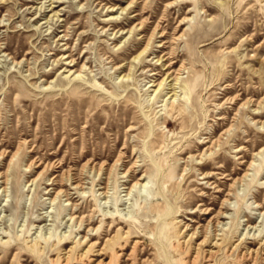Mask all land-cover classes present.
Wrapping results in <instances>:
<instances>
[{
  "label": "rangeland",
  "instance_id": "rangeland-1",
  "mask_svg": "<svg viewBox=\"0 0 264 264\" xmlns=\"http://www.w3.org/2000/svg\"><path fill=\"white\" fill-rule=\"evenodd\" d=\"M0 21V264H264V0H0Z\"/></svg>",
  "mask_w": 264,
  "mask_h": 264
},
{
  "label": "bare ground",
  "instance_id": "bare-ground-1",
  "mask_svg": "<svg viewBox=\"0 0 264 264\" xmlns=\"http://www.w3.org/2000/svg\"><path fill=\"white\" fill-rule=\"evenodd\" d=\"M1 2H2V0H1ZM50 5H53L52 3H50L48 6H50ZM51 7H55V6H51ZM53 10V8H51L49 11H52ZM114 10V8H112L111 9V11H113ZM40 11V10H39ZM115 13V12H114ZM53 16H58L57 14H54ZM114 18H116V16H114V15H112V14H110L109 16H108V20H111V19H114ZM51 20V21H50ZM50 20H46V22L45 23H51L52 22V18H50ZM58 20H56V22H57ZM1 22L2 21H0V24H1ZM139 25H141V24H139ZM159 26L158 25H156L155 26V28H154V32H155V30L158 28ZM154 32H153V34H151V36L149 37V39H148V41H147V43H146V45H145V47L137 54V55H135L134 57H133V59H137V58H139L143 53H145L146 51H147V47H148V45H149V42H150V40H151V38L154 36ZM163 33L160 35V37H163ZM165 43V42H164ZM159 47L160 48H165V44H160L159 45ZM172 54V53H171ZM166 55V54H165ZM165 55H163L162 57H164ZM160 59H162V58H160ZM160 59H158V60H160ZM168 58H166L165 60H167ZM166 69H170V68H172L173 67V62H171L170 64H167L166 66H164ZM67 71H70V70H67ZM174 73V75L172 76V74ZM72 74H75V76L76 77H78V76H81V74L79 73V72H73ZM172 76V77H171ZM170 77H171V79H170ZM152 79V78H151ZM167 79H170V82H172V81H174V85H179V81H180V78H179V76H178V72H173V71H167L166 72V75H165V77L161 80V81H159V82H157L156 84H151V86H156V89H154L153 91H158V92H160L163 88H164V85H171V84H168V83H166V80ZM173 88H175V87H173ZM173 95V94H172ZM146 183H147V181H145V182H143V183H139V186L141 187V188H144V187H146ZM136 184H138V182L136 183ZM128 194H130V193H127V195ZM181 232V231H180ZM196 232V231H195ZM179 234V233H178ZM225 234V233H224ZM125 235V234H124ZM214 236V235H213ZM243 236V235H242ZM218 238V237H217ZM242 239L243 238H241L240 239V241H242ZM84 240H85V238H84ZM205 241V240H204ZM204 241H202V242H204ZM239 241V240H238ZM185 242V241H184ZM214 243L212 244V247L214 248H217L221 243H222V239H216V240H214L213 241ZM7 243V240H2V238H0V245H5ZM81 243H83V242H81ZM107 245V244H106ZM106 245L104 244V246L100 249V250H98V254L99 255H103L104 254V252H105V250H106ZM38 246V241H36V240H33V242H31V245H30V247L31 248H36ZM194 247V246H193ZM92 248H93V245L92 244H90L87 248H86V250L84 251V252H82V253H80L79 255H78V257L79 258H86L88 255H87V253L90 251V250H92ZM183 248L184 247H182L181 249L183 250ZM116 250V249H115ZM179 250V249H178ZM195 251V250H194ZM215 252L216 251H214V250H212V249H210L207 253V256L205 257V263L204 264H210V261L212 260V258L214 257V254H215ZM248 254V256L250 257V251L247 253ZM241 255V254H240ZM68 256V255H67ZM109 257H110V255H109ZM198 257H199V255H198V250H196L195 251V254H194V256L192 257V259L190 260H185L184 262L183 261H181L180 262V264H195V261L198 259ZM240 257V256H239ZM67 258V257H66ZM242 258V257H241ZM251 260H252V264H254L256 261H257V257H256V255H254V257H251ZM65 263H66V260H65ZM64 263V264H65ZM96 264H108V262H105L104 263V261H103V259H100Z\"/></svg>",
  "mask_w": 264,
  "mask_h": 264
}]
</instances>
